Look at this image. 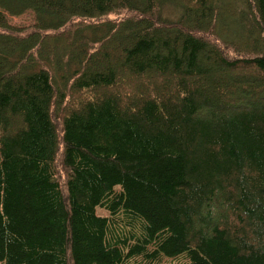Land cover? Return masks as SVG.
Here are the masks:
<instances>
[{
    "label": "trees",
    "instance_id": "trees-1",
    "mask_svg": "<svg viewBox=\"0 0 264 264\" xmlns=\"http://www.w3.org/2000/svg\"><path fill=\"white\" fill-rule=\"evenodd\" d=\"M166 263L264 264V0H0V264Z\"/></svg>",
    "mask_w": 264,
    "mask_h": 264
},
{
    "label": "rangeland",
    "instance_id": "rangeland-1",
    "mask_svg": "<svg viewBox=\"0 0 264 264\" xmlns=\"http://www.w3.org/2000/svg\"><path fill=\"white\" fill-rule=\"evenodd\" d=\"M9 20L14 26L23 27L33 24L35 22V15L32 12H26L20 16H9ZM99 212L105 213L103 210H99Z\"/></svg>",
    "mask_w": 264,
    "mask_h": 264
}]
</instances>
